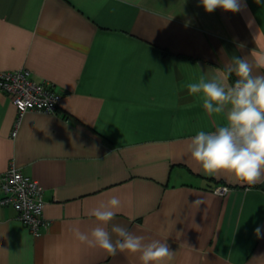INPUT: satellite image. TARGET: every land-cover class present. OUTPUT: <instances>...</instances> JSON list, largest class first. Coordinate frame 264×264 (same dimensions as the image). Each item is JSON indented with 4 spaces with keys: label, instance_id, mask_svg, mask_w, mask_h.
<instances>
[{
    "label": "crops",
    "instance_id": "0c3cea01",
    "mask_svg": "<svg viewBox=\"0 0 264 264\" xmlns=\"http://www.w3.org/2000/svg\"><path fill=\"white\" fill-rule=\"evenodd\" d=\"M240 3L206 13L199 0H0V71L26 68L61 93L54 113L18 118L0 90V174L37 180L47 223L33 234L0 204V264H139L74 237L112 196L121 209L108 231L166 240V264H264V183L207 175L186 152L224 122L186 85L264 53V0Z\"/></svg>",
    "mask_w": 264,
    "mask_h": 264
},
{
    "label": "clouds",
    "instance_id": "9594fccd",
    "mask_svg": "<svg viewBox=\"0 0 264 264\" xmlns=\"http://www.w3.org/2000/svg\"><path fill=\"white\" fill-rule=\"evenodd\" d=\"M199 2L206 13L217 8L232 13L242 10L240 0ZM257 70H264V53L252 61L246 56L233 57L218 75H201L186 85L209 115H221L224 121L214 130H201L190 138L186 145L190 159L207 175H223L248 186L264 183V74ZM232 76L235 80L230 83ZM120 209L118 196L101 201L87 213L96 226L88 232L73 229L75 239L110 255L119 252L137 256L139 264H166L173 259L174 252L166 240L146 241L118 224L109 232L107 225ZM260 233L258 226L255 234Z\"/></svg>",
    "mask_w": 264,
    "mask_h": 264
},
{
    "label": "built area",
    "instance_id": "2783aa9c",
    "mask_svg": "<svg viewBox=\"0 0 264 264\" xmlns=\"http://www.w3.org/2000/svg\"><path fill=\"white\" fill-rule=\"evenodd\" d=\"M0 90L10 97L18 118L28 111L54 113L61 98L53 83L35 80L26 68L0 71ZM16 131L12 130L11 135L15 136ZM228 189L227 185H216L213 191L224 195ZM0 204L13 207L16 218L33 234L47 224L39 183L14 166L0 174Z\"/></svg>",
    "mask_w": 264,
    "mask_h": 264
}]
</instances>
